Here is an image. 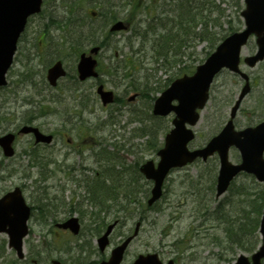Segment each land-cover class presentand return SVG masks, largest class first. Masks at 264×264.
Instances as JSON below:
<instances>
[{
  "label": "rangeland",
  "instance_id": "1",
  "mask_svg": "<svg viewBox=\"0 0 264 264\" xmlns=\"http://www.w3.org/2000/svg\"><path fill=\"white\" fill-rule=\"evenodd\" d=\"M139 1L46 0L42 12L32 17L28 24L8 75L9 86L0 89V134L17 131L27 123L55 134V141L51 145H36L30 135L17 136L16 154L11 158L6 157L0 148V196L20 186L34 209L39 203L48 204L51 205L48 210L57 207L58 221L70 214L83 220L82 236L74 237L66 233L58 236L55 234L58 231L55 223L50 220L42 223L38 218V210L34 211L30 221L31 233L25 240L26 252L29 259L37 258L41 264H52L50 260L53 257L70 263L73 256L80 252L79 249L86 246L85 240L93 239L94 232H97L93 228L95 221L92 215L102 213L106 206L107 210H112L113 204L114 207L119 206L121 201L113 202V195H131L135 190L141 207L126 220L120 212L125 221L118 229L126 232L131 228L129 233H132L136 222L141 218L144 220L138 237L129 246L126 264L138 253L149 251L159 253L165 260L174 258L176 264H224L236 259L239 255L237 252L242 249L235 248L236 252L230 250L227 232L223 227L217 229L216 221L211 216L217 206L229 201V193L216 198L215 183L219 166L215 158L207 162L198 160L174 169L167 177L162 199L153 209L145 205V195H148L152 183L140 176L139 165L148 159L157 161L160 158L156 146L162 144L164 133L173 125L172 115L162 119L154 116L152 119L154 102L151 98L160 94L164 79L175 75L181 69L180 64L174 68L169 65L160 68L157 61L150 58L151 52L134 53L133 50L139 49L140 39L128 41L130 31L110 36L105 33L96 37V40L101 39L106 43L98 55L100 76L86 82L77 79L78 55L85 48L96 44V40H86L84 44L78 45L73 36L75 28L70 23L90 25L89 21L95 18L92 15L94 10L100 12L96 19L98 23L95 24L100 27L105 24L108 27L111 17L116 14L127 20L133 15L139 18L145 15L143 7L139 8ZM157 1L145 0L144 3L153 4ZM189 1L195 6L201 4L202 10L207 8L211 11L215 5H219L225 16L219 20L221 24L210 23L209 32L213 33L210 39L197 41L195 48L187 49L183 61L188 68L196 66L205 58L213 39L215 41L228 24L238 25L239 8L244 4V0L239 4V0ZM168 2L171 9L176 4L174 0ZM53 21L59 22L60 27ZM255 49L256 42L251 39L243 49V55H251ZM57 59L65 63L68 75L59 81L58 86L52 87L46 73ZM241 65L250 74L253 87L235 118L237 125L242 128L264 118V61L252 68L243 62ZM99 83H104L117 95L116 101L109 106L102 105L99 94H96ZM243 83L240 76L229 70L219 73L211 87L210 101L196 126L197 137L191 143L192 147L204 145L226 123ZM134 93L139 95L130 101L129 97ZM144 124L148 128L142 131L140 128ZM35 154L37 158L33 159ZM231 154L232 160L236 161L235 151ZM112 165L121 170L123 176L105 171ZM68 166L74 168L73 176L63 171L68 170ZM135 177L138 182L131 185V179L135 180ZM80 179L83 181L76 187L75 182ZM87 181L93 185V181H101L102 186L110 189V195L103 200L104 203L89 202V194L84 186ZM242 181L245 184L249 182L246 179L238 183ZM103 195L107 196L105 193ZM240 200L237 198V201ZM250 200L246 197L244 204L225 206H230L231 210L247 209ZM252 200V208L256 213L260 199L256 197ZM239 216L243 217V214ZM112 218L109 217L110 220ZM97 225L100 227L102 223L97 222ZM13 257L15 264L28 263L17 259L8 246L7 235L0 233V264H14Z\"/></svg>",
  "mask_w": 264,
  "mask_h": 264
},
{
  "label": "water",
  "instance_id": "2",
  "mask_svg": "<svg viewBox=\"0 0 264 264\" xmlns=\"http://www.w3.org/2000/svg\"><path fill=\"white\" fill-rule=\"evenodd\" d=\"M42 0H0V84L6 83L5 73L11 65L13 55L15 54L17 40L22 30L27 23V17L30 13L39 11ZM245 20H247V28L239 33H235L225 39L218 50L207 59V62L198 66L197 73L193 76H184L179 78L173 85L166 89L163 95L156 100L155 113L167 114L171 110L177 112V117L173 123L176 125L166 137L165 147L159 150L162 157L157 168L153 161H148L141 167L142 171L149 178L156 180L153 191V196L149 200L153 202L162 194L161 186L165 176L171 167L186 164L197 156L207 158L209 154L215 150L219 151L222 160V169L218 181V195L226 190L230 180L240 169L247 168L248 170L256 171L261 179H264V161L262 160V149L264 148V125L261 131L247 129L244 132H235L233 130V122H230L222 134L213 138L209 145L203 149L190 151L187 143L194 137L191 129L186 128V122L195 124L199 119V114L196 111L198 107H203L208 99L209 85L213 80L215 73L223 66L239 71L240 50L243 44L247 41L252 32L258 35L257 42L259 50L256 55L246 58L250 65H254L256 61L264 57V0H247V8L243 11ZM126 26L121 22H117L113 29L124 28ZM98 47L92 48L90 54H83L79 64L80 78L86 79L87 76L97 75L95 67L97 61L93 58ZM51 83H55L57 78L65 74L62 68V63L58 62L48 72ZM248 84L244 86L240 99L232 108V115L237 112V108L242 101V97L249 91ZM99 92L103 94L104 102H109L113 99L111 92H104L102 87ZM178 99L179 104L173 105L172 100ZM23 132H35L37 141H51V136L43 135L40 131L31 126H23ZM14 134H8L0 137V143L4 146L5 153L12 155V141ZM233 143H237L245 160L242 165H231L228 162V148ZM29 208L25 205L21 193L17 190L0 200V231L7 230L10 233L11 245L17 249L20 256L22 252V238L27 230V218L29 216ZM261 229L264 241V215L262 218ZM75 232L79 231L77 219L72 218L68 223ZM65 224V225H68ZM113 226H110L108 232ZM100 239L101 247L107 243V238ZM130 238L125 243L118 246L114 252V262L118 264L125 251V247ZM264 256V244L260 251L253 255V262H249L245 255H241L236 263L227 264H261V257ZM56 264H62L55 261ZM135 264H162L156 255L140 256ZM171 264V263H170Z\"/></svg>",
  "mask_w": 264,
  "mask_h": 264
},
{
  "label": "trees",
  "instance_id": "3",
  "mask_svg": "<svg viewBox=\"0 0 264 264\" xmlns=\"http://www.w3.org/2000/svg\"><path fill=\"white\" fill-rule=\"evenodd\" d=\"M243 194V191H240ZM258 209L247 206V209L231 210L223 209L220 211L218 220L224 225V231L227 232L228 240L233 243V252L235 248H242L244 251H251L257 244V229L259 227V215L261 213V205ZM243 214V217L239 215ZM255 214V216H252ZM229 242V243H230Z\"/></svg>",
  "mask_w": 264,
  "mask_h": 264
},
{
  "label": "bare ground",
  "instance_id": "4",
  "mask_svg": "<svg viewBox=\"0 0 264 264\" xmlns=\"http://www.w3.org/2000/svg\"><path fill=\"white\" fill-rule=\"evenodd\" d=\"M111 7V6H110ZM109 10V7L108 8H106V11H108ZM29 19V18H28ZM126 200H122V203H124ZM77 237V236H76ZM76 246H77V243H76Z\"/></svg>",
  "mask_w": 264,
  "mask_h": 264
},
{
  "label": "flooded vegetation",
  "instance_id": "5",
  "mask_svg": "<svg viewBox=\"0 0 264 264\" xmlns=\"http://www.w3.org/2000/svg\"><path fill=\"white\" fill-rule=\"evenodd\" d=\"M65 231H68V230H65ZM58 234H59V232H58ZM107 249V248H106ZM110 253H111V251H110ZM110 253H108L109 255H110ZM109 257V256H108Z\"/></svg>",
  "mask_w": 264,
  "mask_h": 264
}]
</instances>
